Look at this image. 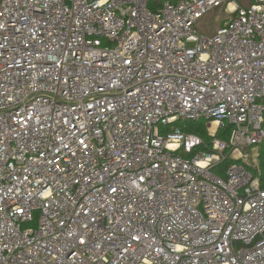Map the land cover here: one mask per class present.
<instances>
[{
    "label": "built area",
    "instance_id": "obj_1",
    "mask_svg": "<svg viewBox=\"0 0 264 264\" xmlns=\"http://www.w3.org/2000/svg\"><path fill=\"white\" fill-rule=\"evenodd\" d=\"M263 142L264 0H0V264H264Z\"/></svg>",
    "mask_w": 264,
    "mask_h": 264
},
{
    "label": "trees",
    "instance_id": "obj_2",
    "mask_svg": "<svg viewBox=\"0 0 264 264\" xmlns=\"http://www.w3.org/2000/svg\"><path fill=\"white\" fill-rule=\"evenodd\" d=\"M149 1V7L151 10H157L160 6H162L163 2L166 0H148ZM175 1V0H171ZM178 126H181L185 131L190 133H195L200 136H202L207 142L210 140V136L208 134V130L205 124V120L200 121H180L177 123ZM231 134V129L228 127L226 130H219L217 136L221 138L228 139ZM200 149L205 150V147H201ZM189 156V155H188ZM235 160L228 158L226 161L218 164L215 167V171L218 175L225 177V168L233 163ZM259 164H260V178L262 186L264 187V142L261 144L259 149Z\"/></svg>",
    "mask_w": 264,
    "mask_h": 264
},
{
    "label": "rangeland",
    "instance_id": "obj_3",
    "mask_svg": "<svg viewBox=\"0 0 264 264\" xmlns=\"http://www.w3.org/2000/svg\"><path fill=\"white\" fill-rule=\"evenodd\" d=\"M237 4L240 6H247L249 4L255 3V0H236ZM231 15L227 11V7H218L212 9L204 18L199 22V31L206 36H215L218 31L224 25L225 20ZM207 127V126H206ZM257 154V149L254 150ZM231 155H233L231 153ZM233 157V156H232ZM234 159V158H230Z\"/></svg>",
    "mask_w": 264,
    "mask_h": 264
},
{
    "label": "bare ground",
    "instance_id": "obj_4",
    "mask_svg": "<svg viewBox=\"0 0 264 264\" xmlns=\"http://www.w3.org/2000/svg\"><path fill=\"white\" fill-rule=\"evenodd\" d=\"M233 6H234V5H230V7H231V8H233ZM231 8H230V9H231ZM216 126H217V123H216V122H215V123H213V129H215V128H216Z\"/></svg>",
    "mask_w": 264,
    "mask_h": 264
},
{
    "label": "water",
    "instance_id": "obj_5",
    "mask_svg": "<svg viewBox=\"0 0 264 264\" xmlns=\"http://www.w3.org/2000/svg\"><path fill=\"white\" fill-rule=\"evenodd\" d=\"M257 2H262L263 0H256Z\"/></svg>",
    "mask_w": 264,
    "mask_h": 264
},
{
    "label": "crops",
    "instance_id": "obj_6",
    "mask_svg": "<svg viewBox=\"0 0 264 264\" xmlns=\"http://www.w3.org/2000/svg\"><path fill=\"white\" fill-rule=\"evenodd\" d=\"M255 2H257V1L255 0Z\"/></svg>",
    "mask_w": 264,
    "mask_h": 264
}]
</instances>
